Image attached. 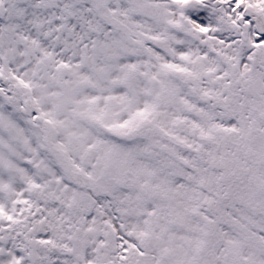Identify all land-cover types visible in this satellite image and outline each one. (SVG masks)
<instances>
[{
    "label": "snow or ice",
    "instance_id": "snow-or-ice-1",
    "mask_svg": "<svg viewBox=\"0 0 264 264\" xmlns=\"http://www.w3.org/2000/svg\"><path fill=\"white\" fill-rule=\"evenodd\" d=\"M0 264H264V0H0Z\"/></svg>",
    "mask_w": 264,
    "mask_h": 264
}]
</instances>
